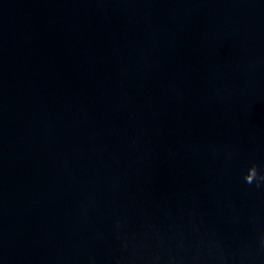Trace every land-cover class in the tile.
I'll return each mask as SVG.
<instances>
[{"label": "water", "instance_id": "obj_1", "mask_svg": "<svg viewBox=\"0 0 264 264\" xmlns=\"http://www.w3.org/2000/svg\"><path fill=\"white\" fill-rule=\"evenodd\" d=\"M0 264H264V0H0Z\"/></svg>", "mask_w": 264, "mask_h": 264}]
</instances>
